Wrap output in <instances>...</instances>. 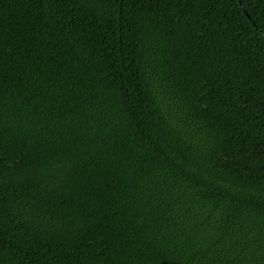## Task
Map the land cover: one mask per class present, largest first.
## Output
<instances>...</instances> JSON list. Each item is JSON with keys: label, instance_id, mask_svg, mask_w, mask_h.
Instances as JSON below:
<instances>
[{"label": "trees", "instance_id": "obj_1", "mask_svg": "<svg viewBox=\"0 0 264 264\" xmlns=\"http://www.w3.org/2000/svg\"><path fill=\"white\" fill-rule=\"evenodd\" d=\"M0 264H264V0H0Z\"/></svg>", "mask_w": 264, "mask_h": 264}]
</instances>
